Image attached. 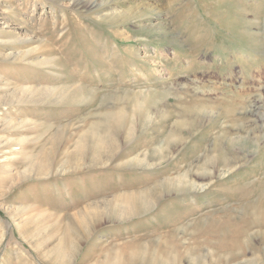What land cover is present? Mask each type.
Instances as JSON below:
<instances>
[{"label":"rangeland","instance_id":"374dc122","mask_svg":"<svg viewBox=\"0 0 264 264\" xmlns=\"http://www.w3.org/2000/svg\"><path fill=\"white\" fill-rule=\"evenodd\" d=\"M0 264H264V0H0Z\"/></svg>","mask_w":264,"mask_h":264},{"label":"bare ground","instance_id":"6f19581e","mask_svg":"<svg viewBox=\"0 0 264 264\" xmlns=\"http://www.w3.org/2000/svg\"><path fill=\"white\" fill-rule=\"evenodd\" d=\"M119 117V116H118ZM115 118L114 120H113V122L114 123H118V122H120L121 121V117L120 118ZM108 128H110L109 126H108ZM131 129H132V126H131V128L129 129V133H130V135H133L132 134V131H131ZM107 131H110V129H108ZM113 130H112V134H113ZM93 136H94V133L92 134ZM114 136H112L111 135V132L109 133V134H106V136H104V137H99L100 138V140H101V142L102 143H107V142H109V143H114V138H113ZM226 139V138H225ZM91 142V141H90ZM84 148V147H83ZM104 149V148H103ZM103 149H101V150H103ZM107 149V148H106ZM103 152V151H102ZM82 155V154H81ZM134 160H138L137 158L136 159H134ZM139 161V160H138ZM134 163V162H133ZM41 164H44V163H41ZM39 167H41V169L39 168ZM37 169L38 170H40V171H42L43 173H47L48 172V166L46 167V166H39ZM44 169H46V171L44 170ZM41 172V173H42ZM173 179V178H172ZM172 179H170V181H165V179L164 180H162V181H165V182H167V183H171V180ZM176 179H178V178H176ZM176 179H174V181H175V184L176 183H180L181 181L178 179L177 181H176ZM171 184H174V183H171ZM157 185V184H156ZM159 185H160V183H159ZM158 185V186H159ZM170 185V184H169ZM158 186H156V187H158ZM161 186V185H160ZM171 186V185H170ZM155 187V188H156ZM151 190V189H150ZM149 190V191H150ZM147 191V190H146ZM148 191V192H149ZM144 192V191H143ZM146 192V193H136V194H130V195H128L127 197H125V199L123 200V201H119V202H123V206L120 208V210L118 211L119 213L117 214L118 215V217H120V218H129L130 216H134V215H137L139 212L138 211H142L143 209H146L147 207H151L152 205H154L153 203H154V201H155V199H154V196L153 195H151V194H153L152 192ZM120 200H122V198L120 199ZM122 204V203H121ZM149 210V209H148ZM144 211H146V210H144ZM85 215H83L82 216V218L80 217V223H81V226H82V228H83V230L84 231H87L86 233H88L89 234V230L93 227V226H95V225H90L89 224V222L92 220V218H94V216H91L90 217V215H87V213H84ZM120 218H118V219H120ZM89 225H90V227H89ZM88 234H87V236H88ZM67 236H68V234H67ZM67 236H66V234L63 236V238H62V240H61V243H62V245H61V243H60V246L59 247H57L58 249L56 250V253L57 254H59V252L62 250V249H64V246H65V241H67L68 239H67ZM86 236V235H85ZM86 236V237H87ZM74 237H75V235H74ZM69 241V240H68ZM67 241V242H68ZM76 246V243L73 241L72 242V244H71V247H72V249L74 248Z\"/></svg>","mask_w":264,"mask_h":264}]
</instances>
